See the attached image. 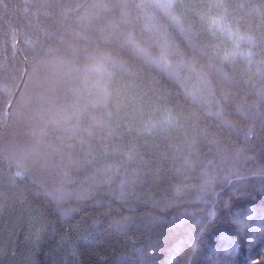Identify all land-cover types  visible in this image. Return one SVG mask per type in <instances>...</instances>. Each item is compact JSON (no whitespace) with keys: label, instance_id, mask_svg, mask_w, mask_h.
<instances>
[{"label":"trees","instance_id":"trees-1","mask_svg":"<svg viewBox=\"0 0 264 264\" xmlns=\"http://www.w3.org/2000/svg\"><path fill=\"white\" fill-rule=\"evenodd\" d=\"M122 2L0 0V264H264V0H182L170 71Z\"/></svg>","mask_w":264,"mask_h":264},{"label":"snow or ice","instance_id":"snow-or-ice-1","mask_svg":"<svg viewBox=\"0 0 264 264\" xmlns=\"http://www.w3.org/2000/svg\"><path fill=\"white\" fill-rule=\"evenodd\" d=\"M229 3L227 0H216L215 3L210 4L209 10H223L222 12H218V19L217 17H212L207 14L200 15L199 13H196V15L199 16L201 21H210L211 25H219L221 22L225 21L229 15L228 8ZM95 8H101V9H108L109 5L107 4H97L93 5ZM112 7L119 9L121 16L123 17V20L126 24L129 25H135L141 21L144 22L145 27L149 31H153L159 34L160 40L162 41V50L161 54L158 58H149L151 63L155 64L157 67L162 68L164 71H170L171 65L168 60L169 53H174L178 56H183L184 53L181 51L180 46L176 44L168 31L169 28L174 29L176 32H178L181 35L187 36L188 35V29L185 27V25L188 23L184 13L182 11H178V9H181L182 7V0H123L122 3H117L113 5ZM241 8L244 7V5H240ZM161 19L163 22L161 23ZM224 28H221V31H224ZM227 34L229 37L232 36H238L241 40H246L250 44H256V38L250 36V35H240L239 32V22L235 25V31H233V26L227 27ZM125 43L132 47L134 50H136L139 53H144L145 49L140 48L137 45L136 37L131 33L128 32L125 35ZM260 48L264 49V38L260 39L259 45ZM15 48V44L13 45ZM193 52L195 53L197 50L196 45H191ZM202 49H204V55L206 56L208 60V68L210 72H215L217 74H222L223 69L218 68L216 65H214L212 61V57L207 55L208 51H216V46L213 45H202ZM237 53H225L224 54V61L234 60ZM241 55L244 56L245 59L248 60L249 63L252 62V57L256 55V53L252 50H249L247 53H242ZM26 60L27 57H24ZM114 66H115V62ZM181 63L184 64L186 67L190 69L191 72L195 73L198 76H201L202 78H205V83L209 85L208 88V95L210 97H213L214 99V92L211 88V81L206 79V74L203 73L202 69L198 70L195 63V56H193V59L191 61L182 59ZM122 66V65H121ZM21 76H26L29 74V70L27 65L19 69ZM110 75V74H109ZM261 102H264V93L261 94ZM207 103H212L213 100L206 101ZM10 106V105H9ZM216 117L221 120V122L224 124L225 127H231V124L224 119V106L220 105V110L215 113ZM242 117H246V114L241 113ZM70 119V117L68 118ZM17 176H22V172H17ZM203 198V197H201ZM247 218L244 220H238V223L246 224ZM120 223V222H117Z\"/></svg>","mask_w":264,"mask_h":264},{"label":"water","instance_id":"water-1","mask_svg":"<svg viewBox=\"0 0 264 264\" xmlns=\"http://www.w3.org/2000/svg\"><path fill=\"white\" fill-rule=\"evenodd\" d=\"M21 85H22V83H21ZM21 85L19 86L18 90L15 92L14 97H13L12 100L10 101V103H9L10 106L8 105V110H10V107H11L12 103L15 101V99H16V97H17V94H18V92H19V90H20Z\"/></svg>","mask_w":264,"mask_h":264}]
</instances>
